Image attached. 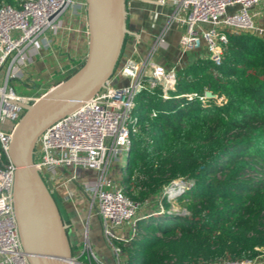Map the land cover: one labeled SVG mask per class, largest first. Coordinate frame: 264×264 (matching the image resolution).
I'll return each mask as SVG.
<instances>
[{"label":"trees","instance_id":"16d2710c","mask_svg":"<svg viewBox=\"0 0 264 264\" xmlns=\"http://www.w3.org/2000/svg\"><path fill=\"white\" fill-rule=\"evenodd\" d=\"M174 74L167 97L157 85L134 98L121 185L142 203L182 181L173 199L184 212H169L160 196L161 213L143 214L130 238L115 240L122 264H264V38L226 30L218 64L205 53Z\"/></svg>","mask_w":264,"mask_h":264},{"label":"built area","instance_id":"2783aa9c","mask_svg":"<svg viewBox=\"0 0 264 264\" xmlns=\"http://www.w3.org/2000/svg\"><path fill=\"white\" fill-rule=\"evenodd\" d=\"M259 5L264 9V0H175L170 20L183 26L178 38L180 51L204 46L206 55L218 64L226 30H247L264 38V25L256 23L260 11L253 10ZM81 6L85 9L84 0H12L0 4V264H29L13 213L15 167L7 150L12 128L24 111L22 104L34 98L15 93L11 81L23 73L27 51L40 39L50 44V34L62 26L61 15ZM163 42L160 33L144 57H125L102 89L46 126L37 138L33 165L42 179L49 181L52 191L76 212L79 198L88 202L82 237L88 248L84 246L80 252H74L72 264H109L89 245L91 212L98 219L111 264H122V252L115 240L125 241L133 235L141 217L137 214L150 203L128 198L108 170L113 159H119L123 150L128 151L129 135L135 128L136 118L131 112L135 96L159 85L165 98L166 91L175 83L176 67L165 68L152 57ZM117 78L125 82L116 83ZM80 169L91 170L95 175L82 178ZM184 184L173 181L166 188L168 194L163 195L170 199ZM128 220H131L130 234L122 237L117 232ZM81 255L85 261L80 259ZM201 264L261 263L245 258Z\"/></svg>","mask_w":264,"mask_h":264},{"label":"water","instance_id":"95a60500","mask_svg":"<svg viewBox=\"0 0 264 264\" xmlns=\"http://www.w3.org/2000/svg\"><path fill=\"white\" fill-rule=\"evenodd\" d=\"M127 0H84L88 34L81 64L29 103L15 122L7 155L15 167L12 205L22 249L29 264H72L70 239L52 195L33 165V151L41 131L102 89L112 76L128 32ZM206 98L214 97L209 90ZM127 154V153H126Z\"/></svg>","mask_w":264,"mask_h":264},{"label":"crops","instance_id":"0c3cea01","mask_svg":"<svg viewBox=\"0 0 264 264\" xmlns=\"http://www.w3.org/2000/svg\"><path fill=\"white\" fill-rule=\"evenodd\" d=\"M174 2L175 0L126 1L127 18L131 31L128 30L127 32L129 37L125 42L121 56L144 57L160 33H163L164 42L158 47V53L163 60H154L164 67H178L205 55L204 46L183 53L180 51L178 38L183 31V26L170 20V16L175 9ZM253 10L260 11L256 23L264 25V9L262 6L259 5ZM60 24L62 26L53 34H50V44L40 39L36 46L27 51L23 73L19 79H15L32 91L40 89L43 92L47 91L63 79L75 66L78 67L85 58L88 44L85 9L81 6L66 11L60 17ZM161 52L169 53L171 61L167 59L165 53ZM115 82L123 83L125 80L117 78ZM29 95L31 96V94ZM79 174L85 179H90L93 176L91 170L85 169H80ZM53 194H56L53 197L58 199L61 214L63 213L66 216L67 220L65 222L69 227V231L74 229L78 235L81 226L83 227L85 224L86 219L84 221V216L87 217V214L84 211L76 212L69 202L61 199L59 194L52 191ZM72 212L79 216H77V220H69ZM91 217L96 220H94L97 223L96 228L100 229L96 215L92 214ZM91 236L96 238L98 232L93 231Z\"/></svg>","mask_w":264,"mask_h":264},{"label":"rangeland","instance_id":"374dc122","mask_svg":"<svg viewBox=\"0 0 264 264\" xmlns=\"http://www.w3.org/2000/svg\"><path fill=\"white\" fill-rule=\"evenodd\" d=\"M125 6H126L125 9L127 11V4H126V2H125ZM236 7H234V8H228V11L230 12V10H234ZM125 24H126L127 30L131 31L130 26L128 24V18L127 17L125 19ZM128 37H129V34L126 33L125 36H124L123 43H122V52L124 50L125 42L127 41ZM197 49H199V48H197ZM158 52H159L158 49L154 52V54L152 56L153 59L163 60L162 57L159 55ZM161 53H165V52H161ZM165 54L167 55V59L170 60V58H169L170 57V54L169 53H165ZM120 57H122V56H120ZM76 67L77 66H75V68ZM170 67H172V66H170ZM170 67H166L165 66V68H170ZM75 68L73 70H75ZM73 70L69 71L68 74H70ZM11 85H12L15 93H17L19 95H29V94H31V96L33 98H36L40 94L44 93L43 90H41V89L40 90H37V91H32L31 89H28L27 87L23 86L22 83H20V81H18V80H12L11 81ZM126 156H127L126 151L123 150V152L121 153V157L119 159H113V161L109 165V170H108L109 171V174L120 185H121V175H122L123 167L125 165ZM62 170L63 171H66V169H62ZM92 175L94 176L95 174L93 173ZM164 192H165V195L168 194V190L165 189L160 194V196H162L164 194ZM54 195L56 196V194H53V196ZM160 196L159 195H156V197H157V199L155 198L156 201L155 200H152L150 203H148V205L146 207H142L141 208V211L137 214L138 216H141L140 219L141 218H144L143 214H145V213L146 214H148V213L151 214L152 212H159V213H161L163 211V208H162L161 204H159V199L158 198ZM172 196H171L170 199L167 198L168 201H169V205H170L169 212H172V213H174V212L183 213L184 212V209L181 208L176 203V201L173 199ZM54 199L57 202L56 204H57V206L59 208L60 207V204H58L57 197L54 198ZM76 207H77V209L80 212L81 211H84V213L87 214V209H88L87 199L86 198H84V199L79 198L76 201ZM59 211H60V208H59ZM60 214H61V211H60ZM92 214L93 213L91 212L90 213V216L88 218V229L89 230L87 231V233H88V238H89L88 239L89 240V245L92 248V250L94 251V253L99 258L101 257L102 259H104L105 262L111 264L112 260H111L110 254H109V250L107 248V245L105 244V241H104V238H103L101 229L96 228L97 227V223L95 222L96 221L95 219H92V217H91ZM148 215H146V217H148ZM61 216H62L63 221L65 222L67 220L66 219V216L63 213L61 214ZM77 216L78 215H76L74 212H72V216L69 217V220H71V221L77 220ZM85 219H86V215L84 216V221H85ZM130 223H131V220L125 221L123 223L122 227H121L122 229L119 232H117V233L119 235H121L122 237L128 236L130 234ZM93 231L94 232H98V236L96 238H94L93 236H91V233H93ZM68 232H69V236H70L71 241H73V242L76 241L77 242L75 245L72 246V249H71L72 254H74V252H80L84 246H85V248H88V245H86V242L82 238L83 235H84V226L83 227L81 226V231L78 233V235L75 233V230L74 229H71L70 231L68 230Z\"/></svg>","mask_w":264,"mask_h":264},{"label":"flooded vegetation","instance_id":"af4514ba","mask_svg":"<svg viewBox=\"0 0 264 264\" xmlns=\"http://www.w3.org/2000/svg\"><path fill=\"white\" fill-rule=\"evenodd\" d=\"M67 225V224H66ZM68 230H69V227H68Z\"/></svg>","mask_w":264,"mask_h":264}]
</instances>
